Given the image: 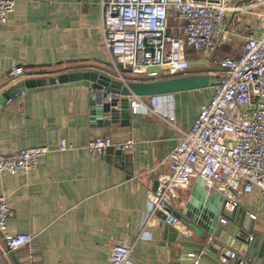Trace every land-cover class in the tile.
Returning <instances> with one entry per match:
<instances>
[{"label":"crops","instance_id":"1","mask_svg":"<svg viewBox=\"0 0 264 264\" xmlns=\"http://www.w3.org/2000/svg\"><path fill=\"white\" fill-rule=\"evenodd\" d=\"M16 10L0 24V98L14 85L35 77H54L71 68H90L116 77L105 47L101 0H14ZM236 12L225 20V30L241 46H224L217 59L239 56L248 31L260 26L246 10L250 0H232ZM174 24V23H172ZM180 25V23H175ZM172 35L177 34L175 32ZM192 74H208L203 58L188 49ZM33 66V68H27ZM42 66V67H40ZM23 73L15 78L14 69ZM128 81L146 82V75L123 69ZM207 89L160 96L158 113L151 98L131 113L128 126H94L79 90L67 87L32 88L17 94L0 109V155L46 147L29 174H4L0 196H6L13 216L0 248L3 264H109L116 244H131V264H175L171 240L175 231L163 215L150 211L149 196L167 158L177 147L181 131H189L201 107L210 102ZM133 98V101H136ZM167 117V121L164 119ZM132 140L127 151L91 153L96 137ZM69 145L61 150L62 142ZM196 183L180 192L174 211H186ZM209 192V191H208ZM214 194L216 192H209ZM239 208L257 216L255 231L264 234V203L258 192L245 196ZM183 232L191 234L182 223ZM27 234L30 244L8 252L5 235Z\"/></svg>","mask_w":264,"mask_h":264},{"label":"built area","instance_id":"2","mask_svg":"<svg viewBox=\"0 0 264 264\" xmlns=\"http://www.w3.org/2000/svg\"><path fill=\"white\" fill-rule=\"evenodd\" d=\"M101 6L105 47L116 78L125 85L135 81H128L123 69L135 75L164 69L146 75L149 79L192 75L188 49L203 58L208 75L215 78L212 99L201 107L192 128L181 131L179 144L167 158L168 172L158 176L157 189L148 193V216L163 215L167 225L183 231L174 206L180 192L188 190L197 178L209 192L221 194L227 211L239 208L242 199L255 192L264 203V0H250L246 7L260 26L257 33L247 32L239 56L221 59L216 58L218 50L233 41L224 28L225 20L230 12L239 10L232 0H101ZM15 10L14 0H0V24ZM22 73V68H17L12 75L17 78ZM150 98L147 108L159 114L160 96ZM136 99L131 103L133 113L144 106L141 98ZM133 145L132 140L120 142L106 136L96 137L86 148L104 155L109 149L127 151ZM69 148L63 141L61 150ZM48 152L46 147H36L0 155V178L20 172L29 175ZM12 216L7 197L0 196L1 233L6 232ZM250 218L257 220L254 214ZM5 239L8 252L31 242L27 234L5 235ZM132 253L131 244H116L109 264H131ZM6 254L0 248V264ZM226 254L231 259L237 256L230 250ZM222 262L227 260L222 258Z\"/></svg>","mask_w":264,"mask_h":264},{"label":"water","instance_id":"3","mask_svg":"<svg viewBox=\"0 0 264 264\" xmlns=\"http://www.w3.org/2000/svg\"><path fill=\"white\" fill-rule=\"evenodd\" d=\"M196 64L190 63L192 67ZM163 71L149 69L146 75ZM214 84L215 78L211 75L192 74L151 78L146 82L135 81L125 85L116 77L94 69L71 68L54 77H35L14 85L0 98V109L12 97L27 89L67 87L79 90L94 126L111 128L115 124L128 126L133 98L203 90ZM157 187L158 182L153 190ZM174 216L191 232L187 234L168 225L175 231L170 247L175 264H264V234L254 230L255 224L244 210L236 208L232 212L227 211L221 194H210L201 178L196 179L186 211L174 212ZM228 250L236 253L235 259L226 254ZM222 258L227 262L223 263Z\"/></svg>","mask_w":264,"mask_h":264},{"label":"rangeland","instance_id":"4","mask_svg":"<svg viewBox=\"0 0 264 264\" xmlns=\"http://www.w3.org/2000/svg\"><path fill=\"white\" fill-rule=\"evenodd\" d=\"M240 39H242V38H240ZM240 39L236 38L235 42H231L229 45H227V47L230 48V49H233L234 46L240 47L241 46L240 43H242V41H240ZM213 66H214V64H213Z\"/></svg>","mask_w":264,"mask_h":264}]
</instances>
